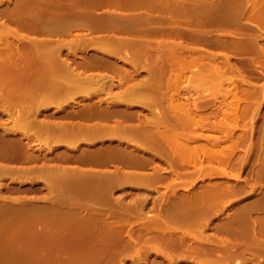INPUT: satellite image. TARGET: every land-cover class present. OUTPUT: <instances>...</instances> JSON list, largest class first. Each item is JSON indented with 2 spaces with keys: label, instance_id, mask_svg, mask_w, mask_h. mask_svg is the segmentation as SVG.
<instances>
[{
  "label": "rangeland",
  "instance_id": "374dc122",
  "mask_svg": "<svg viewBox=\"0 0 264 264\" xmlns=\"http://www.w3.org/2000/svg\"><path fill=\"white\" fill-rule=\"evenodd\" d=\"M13 5H15V0H0V33H1L0 35H3V36H1V39L2 38L3 39L0 40L2 42V43L0 42V44H1L0 46L1 47L3 46V48L6 45V44L2 45L3 43H7V42L12 43L13 42L15 44L16 43L21 44L24 41L27 42V41L31 40V37L23 35L21 33H18L17 28H16V24L14 22L15 20L12 21L9 19L10 17L8 14V8L10 6H13ZM257 14H258V16H255ZM258 17H259V19L261 17L262 20L260 19L261 21H259L257 19ZM225 18L226 19L230 18L233 21H230V23L228 24L230 19L229 20L227 19L228 22L225 20L227 23H224L225 22L224 21V22H222V24H220L221 22L219 23V20L223 21ZM202 20L208 21V22L206 23ZM210 22H211V24H210ZM200 30H201V34H203V35L200 34V37L202 36L200 38V40L202 41V38L204 37V34H205L206 37H204V40H206V41L203 40L202 42L200 41L199 43H196L194 45L186 43L185 50L183 51L184 60H186V62L188 64H189V62H191V60H189V58L192 59L193 62L196 60L195 64L194 65L191 64V67L188 66L189 68L187 67V69L185 68L186 67L185 66L184 68L186 70H184V68H183L184 65L179 66V68L174 67L176 70L173 67H172L173 69H171V67H170L168 70V74H169L170 78H173L172 79L173 81L168 83V87H167L168 88V97H167L166 103L163 105H160V104L156 105V104H152L147 99L137 100L134 104V105H136V107H138V113H137L136 117L138 116V118L140 117V119L141 118L145 119L142 122L146 125H144L143 123L142 124L144 126L148 127L153 132H156L159 134L160 131L163 130V128L159 129V128H161V126L169 127L167 129H165V128L164 129H165V131L166 130L168 131V129L170 131L171 127L169 124L171 122H169V120H172V117H170V116L174 115V113L176 111H177V113L180 111V108H179V110L176 109V111H174V109L178 107L177 106L178 103H180L182 101V103H180V105L187 104V106L190 105V108L192 107L193 104L199 103V106L197 105L198 107L201 106L199 112L201 111V109H203L202 110L203 112L201 111L202 114L201 113H198V114H200V116H201L205 112H207L204 114L203 117L204 118L207 117L206 118V120L208 119L207 122L209 121V118L211 120H213V121H211V123L208 122L210 124H212V122H213V125L210 126V124H209V126H207L208 123L205 122L206 126L205 125L202 126V128L205 127L204 129H202V130L200 129V131H199L198 129L201 127L197 128V129L195 128L198 132H196L195 129L193 132H196L198 134L193 135V133L191 132L192 136H193V138H195L196 136L199 138H196L193 140L191 139V141H189V139L191 138L190 137L191 133L187 132V131H189V130L192 131L193 129H187V131L182 132L183 128L179 127V125L181 126V123L179 125L176 123L177 121L179 123L180 120L178 119V117L175 118L176 115L177 116L180 115V112H179V114L176 113L174 115L175 117L173 116L172 123L175 122L174 124H176V125L171 124L174 126H172L173 129L171 128L172 130L170 132L173 133L174 130H176V126L178 125V127L182 128V130L181 129H180L181 131L176 130V131H178V133L175 131L176 132L175 134L176 135L179 134V131L182 132L183 135L185 133V135H184L185 137H187L189 134L190 135L189 138H185V139H187L190 142V144L193 148L196 147L197 145L200 146L201 144H203V142H204V145L205 144L207 145V141H206L207 139H205V136H206V138H209L210 140L212 137H215V136L219 137L218 140H220V139L222 140V138L226 136L225 140L223 138L224 141H221V140L215 141V138L214 139L212 138L213 141L218 142L219 145L218 144L215 145V146H218V147H216L218 150L221 147H225V145L221 146V144H224V142L226 144V141L228 143V139H230L227 137V132H226V134H224L222 132V130H219L218 128H216V126L218 125V122H216V121L218 119L219 120L221 119V121L224 120V118L222 116L224 114H221V113H223V111L222 112H220V111L223 110L222 108H224V107L227 108L228 107L227 104L229 103V102L225 101V100H227V97L229 95L225 96L223 94V93H225L224 92L225 89L228 92V89H227L228 87H225V89H224V86L231 85L232 86L231 88L233 90V87H236L235 84L236 85L239 84V91L240 92L238 90L237 91H238V95L240 96V98L242 97L241 101H240V106L243 110H245V112H244L245 116L243 117L242 113H241V117L239 118L240 122L236 123V124H239L240 126L238 125V129L236 128L237 131L235 129L234 132L232 133L233 135H235L232 137V139L235 137V141H236V136L238 134H240V135H238V137H240V136H242V137L237 138L240 140V141L237 140L239 142L238 145L234 146V148L231 149L234 151H233V153H229V154H233V155H228V156H230V158L232 157L231 159L228 158V161L230 160V162H227V159H226V161L224 160V162L228 163V164L225 163L226 165L224 164L225 167L227 166V168H225V167L222 168L223 165L221 166L220 163L217 164L218 166L215 165L216 163L221 162L220 160L219 161L215 160L216 161V163H215L214 160H211V158L208 157L209 161H207L206 158H207V155H209V154H207V150L205 151V149H208V148H205V146L203 148H204V151L206 153L204 151H203V153L205 154L206 157L204 156V154H202L201 156L197 155V154L202 153V151L200 152L201 149H199L201 146L199 148H197L198 146L196 147L198 149L199 153H197L196 152L197 149L195 150V148H194V152H191L190 154L192 156L195 153H197V154H195V157H197V158L200 157L198 159L199 160L201 159V162L203 161L202 163H200V162H198V163H200L202 165L204 163L203 166L204 167L208 166L207 168L209 171H205L203 169V170H200V172L201 171H204V172H201L202 174H200L199 172H196V170L198 171L197 168H199V167H196V168L193 167L194 163L189 161L190 164H188V165H191V163H193L191 166H188L190 168L193 167L192 171L194 169V172H191L190 168L187 167V163L186 164L183 163L184 167L183 166H181V167H183L184 170L187 171L186 174L189 173L188 176H190L192 174L190 177L183 176L182 174L183 173L185 174V172L182 173L181 168L178 165V169H180V171H181V173H180L178 171V169L176 168L177 164H175V166H174L175 169H177V170H175L173 167L172 168L174 170L173 169L171 170L170 167L174 165L173 164L174 161L179 157L178 154H177L178 157H176V156L172 157L174 159H171L173 161L172 165H171V163H169V161L167 159H165L169 156L167 153H165L166 156H165V158H163L166 162H168V163H165L163 159H160L161 156L163 157L164 154L159 156L157 153V150L159 148H156L154 151V150H152L154 148H151V150H150V148L147 149L142 145L141 146L139 145V146L143 149V151L147 155L151 156V160H152L150 166L148 168H146V170L143 172H135L132 170H128V169L121 167L120 165H112L110 167H104L103 168V167H98L96 165L91 164L86 168V171H85V173L87 175V181H86V183H84V201H81L80 195H74L72 197V199L70 200L69 196H67L65 198L64 196H62L61 193L58 192L57 193V203H56L55 209L51 210L50 212H48V211L46 212V218H47V214H50L51 222L53 220L56 222L55 228L53 226H51V228H49L48 226H45L44 221H42V219H41V224L35 228L36 232L39 235L34 237V239H35L34 241L16 242V241H8L7 240L9 238L7 236L8 230H9L7 227H4L3 229H1V227H0V234H2V233L6 234V236L4 237L6 240L0 241V264H168V263L171 264L172 261L175 262V264H190L191 263L190 261L192 258H194L195 261H197V260L201 261V260L205 259V256L201 257V258H197L198 256H196L194 253H193L194 255L192 253H190V254H192L191 259L189 257V253H187L188 254V259H187V254H185L186 255L185 256V255H183V253L182 254L180 253L181 251H178L179 252L178 253L177 250L174 248H172V249L176 250V251H173L171 248H170V250H168L169 253L171 254L170 258L172 259V261H170L167 257L162 256L161 255L162 251H163L162 244L165 247L166 240H169L168 237L171 235V234H169L170 232L171 233L175 232V234H179V236L176 235L178 238L179 237L181 239L185 238V241H187V242L189 241V243H191V244L197 243V238L199 236H201L200 233L202 234V238H210V240L206 239L207 241H209L208 244L206 243V245L209 246L210 241H211L213 248L216 247V250L214 249V251L212 252V254L213 253L214 254L207 256V258H210L211 260H213V262L211 261L212 263H210V264H264V229H263V227H264L263 226V224H264V204L263 203L264 202L262 203V200H261V199L264 200V89H263L264 87H262V85L264 86V55H262V53H260V52H264V49H263L264 46L261 45V44L264 45V0H211V2H209L208 0L202 1L201 28H200ZM209 37H212V38H210L211 40L214 38V40H216L217 43H220V40H225L222 43H227L226 44L227 46L225 45V46L221 47L220 45H223L222 43L220 45H218L215 41L212 40L214 42L213 43L212 41L208 40ZM248 38H249V40L247 41L246 39H248ZM218 39H220V40H218ZM242 39H245L244 44L240 43V41H242ZM252 39L253 40L256 39L255 42L258 41V43H255L254 41L253 42L250 41ZM207 40L211 42V45L213 43V45L212 46L209 45ZM249 41H250V44L255 43V44H258V46L259 45L262 46V47L260 46L262 49L259 47L261 50L258 54L259 55L261 54V56L263 57L262 58L263 61H262V59H261L260 63L258 61L259 65L255 64L256 63L255 61H257L255 59L259 58V55H257L256 53L255 54L257 55L258 58L255 57V59H254L255 63H252L253 57L255 55V54H253L255 50L252 51V49H254L255 48L254 46H256V45H253V44L250 45L249 44L250 47L251 46L254 47L252 49H250V47H249V49H250L249 50L248 48H246V45H245L247 43V47H248ZM243 45H245V46H243ZM210 46H211V51L209 50ZM258 46L256 48H258ZM1 47H0V49H3ZM225 47H226V49H225ZM206 49H208V50L205 54L204 52L206 51ZM224 49L228 53V54L226 53L225 55H227V56L230 55V56H228V57H230V62L228 61V57H226V60L223 59L225 57L224 55H222L223 54L222 51H224ZM203 50H205V51L203 52ZM212 51L213 52L217 51L215 53L220 52V54L222 56H220V54L219 55L213 54ZM24 52H26V53L24 54L23 52H21L25 56H23L24 58L21 57L22 59H21L20 63H17L18 60L16 59L17 61L15 62V64H17L16 66H18L16 69L13 68L14 69L13 71L8 70L9 67H11V64L14 67V62L13 63L10 62L11 64L7 68V73H5L6 70L4 72H2V70H1L0 75L2 73H4V75H6V76L3 75V77H6L7 79L10 78L9 76L13 75L11 77V78L14 77L13 80H15V78H16V80L17 79L19 80V77H20L21 80H19V82L20 81L22 82L23 60H32L34 57V55H32L33 53L32 54L30 53L31 51H24ZM255 52H258V51H255ZM46 53H48V52H46ZM199 53H200V55H199ZM201 53L202 54L204 53L203 56ZM224 53H225V51H224ZM9 54L14 56V57L16 56L15 53H14V55L12 54V51H10ZM71 54H72V52H68V57H71ZM4 55H1L0 57H2V58L6 57V55L5 56ZM205 55H208V56H206L207 58L205 57V59L207 61L204 59ZM199 56L202 57L203 59L199 58ZM261 56H260V58H261ZM47 57H48V54H47ZM208 57L218 58V61L216 59H210L212 61H214V60L217 61V63H215V61L212 62L209 60L212 63L211 65H213V63H215V65L219 64V61H220L219 59H221V63H222V59H223L225 61H228L227 64L225 65L226 67L224 66V68L225 69H228V67H229V69L231 68L230 70H228L229 72L224 69L225 72L227 71L225 73L223 70L220 69L221 66H223V63L225 61H223L222 64L221 63L219 64V67H220L219 72H221V73L224 72V73L219 76L220 78L219 77L218 78L220 81L224 80V82L222 84H225L227 82L226 83L227 85L226 84L223 85V88L221 87L222 84H220L221 90H223V93H222L223 95L220 94L219 92L217 93L218 97L221 98L222 101L225 99L223 101L224 107L222 105H221L222 108H221V106H219V108L221 110L218 108V105L217 106L215 105L216 108L213 105L216 103H218L220 105L222 101L221 100L219 101L218 97H217V99L214 97L212 98L213 94H215L218 91L219 86L217 87L216 83L215 84L212 83L215 81L210 82L212 84V86H211V84L209 83L210 80L208 81L209 78L213 80L212 77H209V78L207 77V76H209L208 74H211V72L213 71L212 69H214L212 74H214V72L216 70L215 68H211V65L208 63V59H209ZM2 58H0V62H1ZM251 58H252V60H251ZM198 59L203 60V62H204V63L202 62L203 64H205V62H207L208 67H206L207 66L206 64L204 66L201 62H200V64H198L199 63V62H197ZM187 60H189V62ZM186 62L184 61L185 64H186ZM196 63H197V65H196ZM229 63H232V65L230 64L228 66ZM198 66H200V67H198ZM203 66L206 69L211 68L210 73L208 72V70H205ZM213 67H215V66H213ZM180 68L182 69V71ZM199 69H201V70H199ZM232 70H234L235 73ZM9 71L11 72V74ZM200 71L201 72L204 71V73H202L203 75H200V73H201ZM231 71L233 74L231 73ZM206 72H208V73H206ZM17 73L19 74V76H17ZM145 73H149V68H147V67L138 68L137 70L134 71V74H137V75L145 74ZM229 73H231V74H229ZM224 74H228V75L224 76ZM198 76L199 77L202 76V78H204L206 76V78L204 80H207V85H205V83H200L201 85H204V88H201L202 86L200 87V85L198 84L197 81H196L197 82L196 85H194L193 82H195L196 77H197L198 81L201 80V77L199 79ZM222 76H224L223 78H226V79L228 78V79L227 80L221 79ZM226 76H228V77H226ZM230 77H233V78H230ZM236 77H237V80H236ZM243 77H245L243 83L244 84L246 83L247 85H245L246 87H242L240 90V86L241 85L244 86V84L239 83L241 81H238V80L240 78L242 79ZM231 79H234L233 81L236 82V83H234V85L232 84L233 81ZM16 80L14 82H16ZM229 80L232 83L229 82ZM245 80H247V82L249 81L251 84L249 85ZM208 83L210 85H208ZM228 83H231V84H228ZM197 85H199V86H197ZM214 85H216V87ZM200 96L203 99L207 96L205 99L207 102L210 103V104H208V107H205L207 105V102L205 101V99L202 100L201 98H199ZM202 96H204V97H202ZM208 96L210 97L211 100H218V101H214L216 103L212 102L211 100L209 101ZM223 96L226 98H223ZM195 98L196 99L199 98L196 101L197 103L192 102L193 99H195ZM187 99H188V101H187ZM200 99L202 102L203 101L204 102L201 103L199 101ZM183 101L184 102L187 101L189 104L187 102L184 103ZM211 103H213V104H211ZM224 103H227V104H224ZM204 104H205V106H203ZM164 106L166 108H169L171 111L174 112V113L172 112V114L170 115L171 111H169V109H168V112H170L168 118L169 117L170 118H169V120L167 118V120H168L167 122H166V118H164L162 116H161L162 117L161 120H164V121H161L158 119L160 114H161V111H163L162 108ZM202 106L205 107V109ZM210 106H211V108H210ZM193 107H194V105H193ZM216 109L220 110V111H217ZM218 112H220V114ZM207 114H210V116ZM211 114H216L217 117L219 115L218 119H217L216 115H215V117H216L215 118L214 115H211ZM21 115H22V109L17 105L15 100H13L9 97L8 92L2 90V87L0 86V139H1L2 135L17 137L18 129H19L18 121H19V118L21 117ZM162 115L164 116L165 114H162ZM165 116H167V115H165ZM242 117H243V119H242ZM140 119H137V120H139L138 121L139 123L142 120V119L141 120ZM214 119L215 120L217 119V120L215 121ZM157 120H158V122H157ZM162 122L163 123L166 122L167 124L164 123L165 125H163ZM157 123H159V125ZM215 123H217V124L215 125ZM17 125H18V127H17ZM113 125H114V123H113ZM105 126H107V125L105 124ZM174 127H175V129H174ZM213 127H215V128H213ZM114 128H115V126L113 127V129ZM192 128H194V127H192ZM165 131H164V133H167V131L166 132ZM236 132H239V133L236 134ZM164 133H161V134L164 135ZM112 134H113V132H111L109 134V136L111 135V138L114 137V134H113V136H112ZM168 134L171 135L170 133H168ZM168 134H165L164 136L167 135L166 137H168ZM243 134H244V136H243ZM198 135H201V136H198ZM109 136H107V135L105 136V137H107V139H105L106 141L105 140L103 141L102 139H104V138H101V140L103 142L99 139H98L99 142L96 139L95 140L97 142H94L95 140H93V141L89 140L90 144L88 143V148L100 146L102 144L104 146H106V145L110 146L111 144L117 145L118 143H121V141L122 142L124 141V140L118 141L119 137L117 136L118 138L117 137H115L114 139L112 138V140H114V142H116V143H114L113 141H111V143H110L111 138L109 139ZM115 136H116V133H115ZM159 136H161V135L159 134ZM172 136H173V134H172ZM179 136H181V134ZM179 136L174 135L175 138L179 137ZM220 136H221V138H220ZM181 137H179V138L183 139V141H184L185 139L183 137L182 138ZM179 138H178V140H179ZM241 138H242V140H241ZM168 139H169V137H168ZM107 140H109V141H107ZM169 140L172 141L173 138H170ZM174 140H175V142H173V143H175V145H177V144L179 145L180 142H182V140L181 141H178L177 139H174ZM176 140H177V143H176ZM210 140H208L210 142V144H208V146L214 144V142H212V140L211 141ZM126 141L128 142L131 140H126ZM126 141H124L125 144H128V146H129V143H130V146L132 148H134L135 145H137L135 141H132L135 143V145L132 142L126 143ZM106 142H108V143H106ZM189 142H188V144H189ZM221 142H223V143H221ZM186 143H184V144H186ZM231 143H233V142H230L229 144H231ZM194 145H196V146H194ZM209 147H212V146H209ZM171 148L169 149V153L171 151H172V153L174 152L173 148L172 149ZM188 149H190V148L188 147ZM210 149L212 151H214L215 150L214 145ZM225 150H227V149H225ZM212 151L210 152V154L212 153ZM227 152H229V151L227 150ZM192 153H194V154H192ZM46 155H49V153H46ZM171 156H172V154H171ZM187 157H188L187 154H186V156L184 155V158L186 160L189 159ZM168 159H170V158H168ZM192 159L190 157V160H192ZM202 159H204V160H202ZM162 161L165 165H163ZM204 161L209 162V163H206ZM213 161L215 164L214 163L211 164ZM222 162H221V164H222ZM166 164L167 165L169 164V165L167 166ZM200 164H199V166H202ZM208 164H210V165H208ZM180 165H182V164H180ZM195 165L198 166V164H195ZM211 165H212V167H211ZM165 166L168 168H165ZM214 166H215L214 169H216L217 167L219 168V166H221V168L226 170V171L220 170L222 172V174H221L219 172V170H217L219 172L218 173L212 169ZM209 167H211V168H209ZM163 168L166 169L165 170L166 172H164ZM187 168H188V170H186ZM169 170H171V171L169 172ZM174 171L177 172V174H176L177 177L174 174ZM101 172H102V174H101ZM171 172H172V174H171ZM120 173L127 174L128 177H126V179L124 178V180L123 179L120 180L121 178L118 176ZM166 173H167V175H164ZM155 174H156V176H155ZM161 174L164 176V178ZM179 174H181L182 177H180L181 175H179ZM169 175L170 176L175 175L174 176L175 178L169 177L170 179H172V181L169 178L165 179V176L168 177ZM101 176L104 178V181H105L104 182L102 180V182H103V184L101 185L102 188H100V185H99L102 183V182L99 183V180H101V178H99V177H101ZM153 176L155 177V179L152 178ZM159 176L162 177L163 179L156 178ZM106 177L111 178V180L114 178L113 179L114 181L112 180V182L111 181L108 182ZM183 177H184V180H182ZM173 178L175 179L174 181H173ZM176 178L178 180H176ZM179 178H181L180 180H182V181H180ZM151 179H153V181H151ZM167 179L170 180V182L172 184L173 183L177 184L180 182V184H177V185H179V187L176 188L177 187L176 184L171 185V183H169L168 181H166L167 183H165V180H167ZM106 181L109 184L107 183V185H106ZM181 182H183V184H181ZM168 183L173 188L177 189L176 193H177V195L182 196L181 197L182 200H184L186 198V196H190V197L193 195L195 196L196 193L204 190V187L208 188L210 183H214V184L210 185V186H212V187H210L212 189L207 190V188H206L205 190H207L208 192L203 191V192H201V194L205 193V192L208 194V193L212 192V190L214 191V189L215 190L220 189L217 187L218 184H219L218 185L219 187H221L223 185L222 187H224V188L225 187L226 188L227 187L233 188L235 191L234 190H229V191H230V193H232L233 191L235 193L234 192H233V194L229 193L230 196H227L228 192L226 193V191H228V190L225 191L226 188L222 189V187H221V189L224 190L223 193H221V195L226 194V196H227V197L225 196L226 198L223 197L221 199V200H223V201H221V203L223 202V208H222L223 210L221 209L222 210V211H220L221 213H218V212L214 213V211L210 212V215L212 214L211 216H213V213H214L213 217H211V216H206L208 218L203 217V220H200V221H202L201 224L204 226H202L200 223H196V224H199V226L195 225V223H194V225H193L194 227L192 225H189L190 226L189 227L188 225H184V226L180 225L177 222H175L174 224L172 223V221L170 224L166 222L168 225H171L170 228H172V229H170V228L167 229V230H169V231L171 230V231L170 232L168 231L165 234V233L161 232V230H162L161 228L164 227V225L167 226V224H165L164 221L162 222L161 219H159L161 222L158 221V217L159 218H160V216H161V218L164 217L163 215L168 208L167 206H169L168 205L169 202L171 204H173L175 202L173 204L174 207L177 206L176 204L179 205V203L181 202L180 201L181 199L179 198L180 196H177V195L175 196L176 193L174 192L175 190L172 189V187H171V189L169 188L170 190L169 189L168 190L169 191L174 190V191H172L171 193L169 191H167V188L170 187V186H168ZM215 183H217V184H215ZM245 183L248 185H246ZM251 183H252V187H251ZM241 184H243L245 187L246 186L247 187L243 188V190L241 189V191H240L239 189L242 186ZM103 185L105 187H103ZM213 185H215V186L213 187ZM2 188H3L2 179L0 178V194H1ZM237 189L240 192H236V191H238ZM191 193L193 195H191ZM219 193H220V191H219ZM169 194H170V196L174 195L176 198L178 197L179 202L176 203L178 201V199L175 200L176 198H174V199H173V197L171 198L169 196ZM181 194H183V195L187 194V195H184L185 198H183V195H181ZM201 194L198 193L197 195L200 196ZM207 194H205L206 197H205V195H202L205 198L201 197V198H204L205 201L207 200L206 198L209 197ZM168 196L175 201L174 202L173 201L168 202V199H169ZM62 199H64V200H62ZM260 200H261L262 204L261 203L253 204V203L258 202V201L260 202ZM200 201L202 202L203 199ZM209 201H210V199H209ZM200 203L198 205H200ZM202 203H206V202L203 201ZM221 203H219V204H221ZM190 205H188V206L190 207ZM220 206H222V205H220ZM170 207H171L170 209L174 208L172 205ZM186 207H187V205L184 208H186ZM247 207H248V209L250 208L249 211L247 210L248 214H246L247 212L245 211V208H247ZM165 208H166V210H165ZM178 208H181V207H178ZM182 208H183V206H182ZM240 209H242V211ZM163 210H165V211H163ZM175 210H177V211H175ZM178 210L179 209L174 208L175 212H179ZM243 211L245 213H243ZM161 213H162V215H161ZM237 213H239V215H242L241 213H243L247 216L242 215L243 217L242 216L238 217L235 215ZM165 216H166V214H165ZM231 216H233V217H231ZM234 216L237 217V220L239 222L237 220H236L237 222L235 221L236 217L234 218ZM155 217H157L155 224H157V225L160 224L159 226L155 225L154 222H153V224L151 223V221L156 219ZM151 218H153V220H151ZM229 218H231V219L234 218L231 220V222H233V220H234V223H230L232 226H230V224H229V221H228V220H230ZM239 218H242L241 221L239 220ZM157 221L160 223L158 224ZM227 222H228V224H227ZM161 223H163L162 224L163 226H161ZM241 224H243L245 227L248 224V227H246V228L243 226V228L246 229L244 232L246 233V231H247L248 236H243L242 230L240 231L242 234L238 231L239 229H242L240 227ZM160 226H161V228H160ZM196 226H198V227H196ZM228 226H230L231 228L227 229ZM234 226H236V228H238V226H239L238 230L234 229L235 228ZM247 228L249 231L247 230ZM177 229H178V231H177ZM165 230H166V227H165L164 231L163 230L162 231L165 232ZM236 231H238L239 233H237ZM185 232L189 233V234H187V237L190 234H195L198 237H196L194 235L195 236V238H194L193 235H190L188 238L189 239L191 238V241L193 238L194 241H192L193 242L192 243L186 237ZM181 233H182V235L184 233L185 236L184 235L182 236ZM245 233H244V235H246ZM138 234L143 235V237L141 235H140V237L138 236V238L141 240H139V239L137 240L138 243H139V241H141L140 243H141L142 248L140 247V243L138 244L139 246L137 245V241H136L137 238H135V237H137L136 235H138ZM162 234L166 235V238H165V235L163 236V238H165L166 240H163V238L161 236ZM167 234H169V236ZM175 234H173V237H176V236H174ZM153 236L154 237L156 236L155 239H153L154 238ZM160 236H161V238H160ZM191 236H193V237H191ZM132 238L133 239L135 238L133 240V242L135 241V244H134V246H132L134 248V250L130 246V245H132L131 244L132 241H130V239L132 240ZM176 239L175 238L172 239V237H171V240L169 242H173L172 240H176ZM158 240L160 242H157ZM161 240H163V241H161ZM177 240H176V242H177ZM221 241L225 242L226 247H229L230 250H232V251L229 252V250H227V252H226V249H225L224 252H226V253H224L222 250H224L223 248L225 247L224 246L225 244L220 243ZM156 242L158 245L160 243H162L160 245L162 247V251L160 248L152 249L153 251H151L152 247L157 246L154 244ZM226 242L229 245H227ZM135 245H137V246H135ZM149 245H150V251L148 249L146 251V252L149 251L148 253H146L144 251L142 252V249L149 248ZM152 245H154V246H152ZM220 245H221V247H220ZM222 245H223V247H222ZM138 247L141 249V251L139 253H138V250L135 251L136 250L135 248H138ZM157 247H159V246H157ZM157 247H155V248H157ZM167 249H168V246L166 248H164L165 251H167ZM159 251H161V254ZM182 252H185V251H182ZM137 254H141V255L138 257ZM194 256H196V257H194ZM199 262L198 261H197V263L194 262V264L195 263L199 264ZM202 263H203V261H202ZM202 263H200V264H202ZM172 264H174V263H172ZM192 264H193V262H192Z\"/></svg>",
  "mask_w": 264,
  "mask_h": 264
},
{
  "label": "crops",
  "instance_id": "0c3cea01",
  "mask_svg": "<svg viewBox=\"0 0 264 264\" xmlns=\"http://www.w3.org/2000/svg\"><path fill=\"white\" fill-rule=\"evenodd\" d=\"M202 1L15 0L8 8L18 33L31 37L19 48L34 55L22 64L23 89L15 100L22 109L17 137L0 139V227L9 229L8 241H34L43 216L44 225L55 228L46 212L55 209L58 192L84 201L89 165H120L135 172L150 166L151 156L146 158L139 145H114L118 151L109 146L113 153L100 146L108 154L95 146L100 152L91 157L96 149L88 148L87 139L110 134L113 121L118 128L113 132L137 127V100L166 103L173 81L169 68L182 64L186 43L200 42ZM144 67L149 73L134 74ZM98 122L108 123L109 130ZM92 129L99 132L95 138L89 137ZM5 236L0 234V241Z\"/></svg>",
  "mask_w": 264,
  "mask_h": 264
},
{
  "label": "bare ground",
  "instance_id": "6f19581e",
  "mask_svg": "<svg viewBox=\"0 0 264 264\" xmlns=\"http://www.w3.org/2000/svg\"><path fill=\"white\" fill-rule=\"evenodd\" d=\"M255 16H258V14L255 15ZM259 16H260V15H259ZM227 19H228V18H227ZM227 19L225 18L223 21H220V20H219V23L221 22L220 24H222V22H224L225 20L227 21ZM229 19H230V18H229ZM229 19H228V20H229ZM257 19H258L259 21L262 20L261 17H260L261 20L259 19V17H258ZM217 20H218V19H217ZM221 20H222V19H221ZM202 21H204V20H202ZM212 21H213V20H212ZM226 21H225L224 23H227V22H228V21H227V22H226ZM230 21H233V20L230 19L229 22H228V24L230 23ZM204 22L207 23L208 21H204ZM217 23H218V22H217ZM224 23H223V24H224ZM210 24H211V22H210ZM226 25H227V24H226ZM0 34H1V33H0ZM201 35H203V34H201ZM1 36H3V35H0V40L3 39V38L1 39ZM201 37H202V36H201ZM201 37H200V38H201ZM204 37H206L205 34H204ZM204 37L202 38V41L204 40ZM210 38H212V37H209L208 40H210V41L213 40V41L216 42V40H214V38H213L212 40H211ZM206 39H207V38H206ZM215 39H216V38H215ZM256 39H257V38H256ZM256 39H254V40L252 39V40H250V41H252V42L254 41V42H255ZM208 40H207L208 44L211 45V42L208 41ZM218 40H220V39H218ZM244 40H245V39H242V41H240V43H241V44H244ZM246 40L248 41L249 38L246 39ZM257 40H258V39H257ZM200 41H201V40H200ZM202 41H201V42H202ZM204 41H206V40H204ZM213 41H212V42H213ZM223 41H225V40H220V43H217V42H216V43H217L218 45H220ZM250 41L248 42V45L250 44ZM0 42H1V41H0ZM218 42H219V41H218ZM1 43H2V42H1ZM213 43H214V42H213ZM213 43H212V45H213ZM255 43H258V41L255 42ZM255 43H251V44H250V45H252V44H253V45H256V46H254L255 48L252 47V46L250 47V45L247 47V43H246L245 45H246V48H248V49H249V47H250V49L254 48V49H252V51L255 50V51H258V52H255V51H254V53H253L252 51H251V52H252L253 54L256 53L257 55H259L258 53H259L260 50L262 49L261 47L264 46V45L261 44L262 46H261V45L258 46V44H255ZM5 44H6V45H5ZM217 44H216V45H217ZM222 44H223V45H220L221 47L225 46L227 43H222ZM259 44H260V43H259ZM0 45H1V44H0ZM2 45H5V46H4V48H3V46H2V47L0 46L1 48H3V49H0V53H1L0 56L5 54L6 57H3V58L0 57V58H2V59H1V62H0V71L2 70V72H4V71L6 70L5 73H7V68H8V66H10L11 63L14 62V67H13V65L11 64V67H12V68L9 67L8 70L13 71V70H14L13 68L16 69V68L18 67V66H16L17 64H15V62L18 60L17 63H20L21 59L23 58V56H25L24 54H25L26 52L22 51V50L19 48V46H18L17 43L15 44V43H13V42H12V43H8V42H7V43H3ZM212 45H211V46H212ZM245 45H243V46H245ZM211 46L209 47V50H210V51H211ZM226 46H227V45H226ZM257 46H258V48L261 46V47H260L261 49H260V48H259V49L256 48ZM217 48H218V47H217ZM225 49H226V47H225ZM225 49H224L225 53H224V51H222V52H223L222 55L225 56L223 59L226 60V57H228V56H230V55H228V56L225 55V54L227 53ZM248 49H247V50H248ZM250 49H249V50H250ZM256 49H257V50H256ZM263 49H264V48H263ZM207 50H208V49H206V51L203 50V52L205 51L204 53L206 54ZM212 50H213V49H212ZM4 51H5L6 53H5ZM10 51H12V54H13V55H14V53H15V55H16L15 57H16V58H15L14 56H12V55L9 54ZM201 51H202V50H201ZM213 51H214V50H213ZM213 51H212V52H213ZM21 52H23L24 54L21 53ZM199 52H200V51H199ZM208 52H209V51H208ZM215 52H217V51H215ZM215 52H213V54H218V55L220 54V52H219V53H215ZM30 53L32 54V52H30ZM204 53H203V54H204ZM209 53H210V52H209ZM260 53H262V55H264V52H260ZM22 54H23V55H22ZM31 54H30V55H31ZM201 54H202V53H201ZM203 54H202V56H203ZM207 54H208V53H207ZM227 54H228V53H227ZM256 54H255L254 57H253V62H252V61H251V62H252V63H255V62H256L255 64L259 65V64H258V61H259V63H260V62H261V59H262L263 57H262L261 54H260V55H259V58H258ZM5 55H4V56H5ZM32 55H33V54H32ZM199 55H200V53H199ZM222 55L220 54V56H222ZM206 56H208V55H205V56H204V59H205ZM260 56H261V58H260ZM21 57H22V58H21ZM31 57H32V56H31ZM211 57H212V56H211ZM211 57H208V58H209V59H208V63H209L210 65L212 64V63L210 62V61H212V60H210V59H216V60L218 61V58H215V57H214V58H211ZM255 57H257L258 59H255ZM199 58H202V57L199 56ZM206 58H207V57H206ZM219 58H220V57H219ZM16 59H17V60H16ZM187 59H188V58H187ZM195 59H196V58H195ZM202 59H203V58H202ZM223 59H222V63H223V61H225V60H223ZM254 59L257 60V61L254 62ZM189 60H191L192 63L189 62ZM189 60H187V61L189 62V64H188V63L186 62V60H184V58H183L182 64H181V62H180L181 65H184L183 68L186 66L185 68L187 69L188 66L191 67V64L194 65L195 62H196V60L193 62L192 59H190V58H189ZM193 60H194V59H193ZM205 60H206V59H205ZM205 60H204V61H205ZM209 60H210V61H209ZM216 60H214L215 63H217ZM219 60H220V61H219V64H220V63H221V59H219ZM251 60H252V58H251ZM184 61L186 62V64L184 63ZM206 61H207V60H206ZM214 61H212V62H214ZM228 61L230 62V57H228ZM228 61H225V62L223 63V66L220 65L221 68L219 67V64H217V65H218V66H217V65H215V63H213V65H211V68H215V69H216L215 72H214V74H212V72L214 71V69H212V70H213V71L211 70V71H212V72H211L212 75H211V74H208L209 76L206 75L208 78H209V77H212V78H213V80L210 79V78H209V79L207 78L208 81L210 80L209 83L212 82V81H215V82H212V83H214V84L216 83L217 87L219 86L218 91H217L215 94H213L212 98L214 97V98L217 99V97H218V94H217V93H218V92H219L220 94L223 93V90H221V87L223 88V85H225L227 82H226L225 84H222V83L224 82V80H223V81H220V80H219V78H220L219 76H220L221 74H223V73L225 72V70L228 71V70L231 69V68L229 69V67H228V69H225V68H224V66L227 64ZM262 61H263V59H262ZM10 62H11V63H10ZM197 62H199L198 64H200V62L202 63L203 60H199V59H198ZM203 63H204V62H203ZM203 63H202V64H203ZM222 63H221V64H222ZM205 64L207 65V62H205ZM205 64H203V65L205 66ZM230 64L232 65V63H229L228 66H229ZM18 65H19V64H18ZM181 65H177L178 67H177V66H176V67L179 68V66H181ZM196 65H197V63H196ZM15 66H16V67H15ZM201 66H202V65H201ZM204 66H203V67H204ZM213 66H215V67H213ZM198 67H200V66H198ZM206 67H208V65H207ZM225 67H226V66H225ZM232 67H233V66H232ZM10 68H11L12 70H11ZM173 68H174V67H173ZM173 68L171 67V69H173ZM185 68H184V70H186ZM188 68H189V67H188ZM201 68H202V67H201ZM211 68H210V69H211ZM219 68H220L221 70H223L224 72H222V73L219 72ZM222 68H223V69H222ZM233 68H234V67H233ZM174 69H175V68H174ZM180 69H181V68H180ZM180 69H179V70H180ZM202 69H203V68H202ZM204 69H205V70H208V72L210 73V69H209V68L206 69V68L204 67ZM224 69H225V70H224ZM175 70H176V69H175ZM177 70H178V69H177ZM199 70H201V69H199ZM205 70H204V71H205ZM10 71H9V72H10ZM181 71H182V69H181ZM204 71H202V72L200 71V72H201L200 75H203L202 73H204ZM227 71H226V72H227ZM232 71H234V70H232ZM232 71H231V73H232ZM2 72H1V73H2ZM184 72H185V71H184ZM208 72H206V73H208ZM226 72H225V73H226ZM228 72H229V71H228ZM231 73H229V74H231ZM234 73H235V71H234ZM10 74H11V72H10ZM232 74H233V73H232ZM3 75H4V73H2V74L0 75V86L2 87V90L8 92V94H9V96H10L11 99H13V100H17V98H19V96H18L19 94H18V93L20 92L21 89H23V87H22V86H23V85H22V82H21V81L19 82V80H21L20 77H19V80L17 79L18 81H17L16 78H15L16 82H14V81H15V80H13L14 77L11 78L13 75L9 76L11 79H10L9 77H8L9 79H7L6 77H3ZM7 75H8V74H7ZM225 75H228V74H224V76H225ZM4 76H6V75H4ZM17 76H19L18 73H17ZM206 76H205V77L203 76L204 78H202V76H200V77H201V80H199V81L197 80V77H196L195 82H193L194 85H196V83L198 82V84L200 85V87L202 86L201 88H204V85H201L200 83H205V85H207V80H204V79L206 78ZM224 76H222L221 79H225V80H227L228 78H227V79H226V78H223ZM198 77H199V76H198ZM200 77H199V79H200ZM218 77H219V78H218ZM226 77H228V76H226ZM241 77H242V76H241ZM17 78H18V77H17ZM230 78H233V77H230ZM202 79H203V80H202ZM238 79H239V78H238ZM242 79H243V80H242ZM242 79L240 78V79L238 80V81H241V82H239V83H243L245 77H243ZM231 80L233 81L234 79H231ZM236 80H237V77H236ZM196 81H197V82H196ZM205 81H206V82H205ZM245 81L247 82V80H245ZM175 82H176V81H175ZM229 82H231V81L229 80ZM209 83H208V85L211 84V83H210V84H209ZM231 83H232V82H231ZM231 83H228V84H231ZM234 83H236V82L233 81L232 84L234 85ZM247 83H248L249 85L251 84L249 81H248ZM220 84H222L221 87H220ZM237 84H238V83H237ZM243 84H244V83H243ZM199 85H197V86H199ZM216 85H214V86L216 87ZM226 85H227V84H226ZM245 85H247V84L245 83L244 86L241 85V86H240V90H241L242 87H246ZM249 85H248V86H249ZM211 86H212V84H211ZM229 86H230V87H229ZM229 86H228V85H227V86H224V89H225V87H228V88H227V89H228V92H227L226 89H225V90H224L225 93H223L225 96H228V95H229V96H228L229 98L227 97V100L224 99L226 102H229L228 104H227V103H224V104H227V105H228L227 108L223 106V101H224V100L222 101L221 98L218 97V98H219V101H220V100L222 101L221 104L219 105L218 103L214 102V101H218V100H211L210 97L208 96V97H209V101L211 100L212 102L216 103V104L211 103V104L214 105V107H215V105H216V106L218 105V108H219V106H221V105L224 107V108H222V106H221V108H222L223 110H221V109L219 108L221 111L216 109L217 111H220V112L223 111V113H221V114H224V115H222L223 118H224V120H222V121H221V119L219 120V119H218L219 115H218V117H217L216 114H211V115H214V117H215V115H216V117H217V119H218V120L216 119L217 121L214 119L216 122H218V125H217L218 127L216 126V128H218L219 130H222V132H223L224 134H226V132H227V137L230 138V139L227 138V139H228V143H227V141H226V144H225V142H224V144H221V146H224V145H225V147H221L220 149L217 150L216 147H218V146H215V145H217L218 142H215V141H220L221 139L218 140L219 137H218V136H217V137L215 136V137H212L213 139L215 138V141H213L212 138L210 137L211 140H212V142H214L213 145H214V148H215V150L212 151L210 148H212L213 145H209V146H212V147H209V146H208V144H210V142H209L208 140H210V139H209V138H206V136H205V139H207V140H206V141H207V145H206V144L204 145V142H203V144H201V145L199 144L201 147L198 146V145H197L198 147H197L196 145H194V146H196L197 148L200 147V148H199V149H201L200 152L202 151V153L197 154V153H199V151H198V149H197L196 147H194L195 150L197 149V150H196L197 153H195V154H197L198 156H201L202 154H204V153H203V151H204V148H203V147H204V146H205V148H208L209 150H208V149H205V151L207 150V154H209V155H207V158L209 157V158H211V160H214V161H215V160H218V161L220 160L221 162L223 161L222 164H221V162H218V161H217L218 163H216V161H215L216 164L214 163V161H213L211 164L214 163L216 166H218L217 164L220 163L221 166L223 165L222 168L225 167V165H226L225 163L230 162V160L228 161V158H230V156H228V155H233V154H229V153H233L234 150H231V149H233L234 146H237V145H238L239 142H238L237 140H239V139H237V138L242 137V136L238 137V135H240V134H238V135L236 136V141H235V137L232 139V137L235 136V135H233L232 133L234 132V130H235L236 128L238 129V125H239V124H236V123L240 122L239 118L241 117V113H242V116H243V117L245 116V115H244L245 110H243V109L241 108V106H240V101H241V98H242V97L240 98V96L238 95L239 84H238V85L235 84V86H236L237 88H236V87H233V90H232V88H231L232 86H231V85H229ZM21 87H22V88H21ZM200 87H199V88H200ZM205 87H206V86H205ZM215 87H214V88H215ZM262 87H264V86L262 85ZM262 87H261V88H262ZM7 88H8V89H7ZM201 88H200V89H201ZM230 88H231V89H230ZM216 89H217V88H216ZM235 89H236V90H235ZM243 89H244V88H243ZM263 89H264V88H263ZM214 90H215V89H214ZM220 90H221V91H220ZM237 90H238V91H237ZM21 92H22V91H21ZM212 92H213V91H212ZM214 92H215V91H214ZM239 92H240V91H239ZM223 94H222V95H223ZM241 95H242V94H241ZM202 97H204V96H202ZM206 97H207V96H206ZM206 97H205V98H206ZM142 98H144V97H142ZM199 98H201V96H200ZM199 98H197V99L195 98L196 100L193 99L192 102H193V103L196 102ZM205 98H204V99H205ZM223 98H226V97L223 96ZM201 99L204 100L203 98H201ZM201 99H200L199 101H200L201 103H203L204 101L202 102ZM229 99H230V100H229ZM147 100H148V101H151V100H154V99H147ZM194 100H195V101H194ZM228 100H229V101H228ZM135 101H136V100H135ZM187 101H188V99H187ZM187 101H185V102L183 101V102L186 103ZM205 101H206V99H205ZM151 102H152V101H151ZM189 102H190V101H189ZM206 102H207V101H206ZM153 103H155V101H154ZM180 103H182V101H181ZM180 103H178V105H177L178 107L176 106L177 108L174 109V111H176V109L179 110V108H180V111H179V112H180V115H178V116L176 115V117H175L174 115L177 113V111L174 113L173 111H171V110L168 108L169 111H171V113H170V112L166 113V112H164V111H163V113H162V111H161V114H160V116H159L158 119L161 120L162 117H164V118H166V122H167V121L169 120L170 117H172V120H173V116H174L175 118L178 117V119H179L180 121H179V123H178V121H177L176 123H177L178 125L181 123V126L179 125V127H182V128H183V131H182V132L187 131V129H193L192 131H190V130L187 131V132H190V133L192 132L193 135L198 134V133H196V132H198V131L196 130L197 128L201 127V128L198 129L199 131H200V129L202 130V129L205 128V127L202 128V126L205 125V122H206V123H208V122L211 123V121H213V120H211L210 118H209V121H208V122H207L208 119L206 120V118H207L206 116H207V115L210 116V114H207V115L205 116L206 118L203 117L204 114L207 113V112H205L203 115H201L202 117L200 116V114H198V113H201V111L203 110V109H201V111L199 112L200 107H201V106L198 107V106H199V103H198V104H193V103H192V104L194 105V107H193V105L191 104L193 108H192V107L190 108V105L187 106V104H182V105H180ZM187 103H188V102H187ZM196 103H197V102H196ZM188 104H189V103H188ZM208 104H210V103L207 102V105L205 106V104H204L203 106L208 107ZM183 105H184V106H183ZM197 105H198V106H197ZM227 105H226V106H227ZM203 106H202V107H203ZM205 107H203V108L205 109ZM181 108H182V109H181ZM210 108H211V106H210ZM215 108H216V107H215ZM171 109H172V108H171ZM206 109H207V108H206ZM208 109H209V108H208ZM225 109H226V110H225ZM172 112L174 113V115H172V116H170V117L168 118L169 113H170V115H171ZM179 112H178L177 114H179ZM202 112H203V111H202ZM220 112H218V113L220 114ZM162 114H165V115H167V116H165V115L163 116ZM201 114H202V113H201ZM101 116H104L103 113H102ZM128 116H129V114H128ZM132 116H133V115H131V117H130V116H129V117L132 118ZM161 116H162V117H161ZM209 116H208V117H209ZM104 117H106V114H105ZM123 117H124V116H123ZM123 117H122V118H123ZM216 117H215V118H216ZM243 117H242V119H243ZM167 118H168V120H167ZM175 118H174V119H175ZM137 119H140V117L138 118V116H137V117H136V120H137ZM141 119H142V120H141ZM141 119H140V120H141L140 123H138L139 120L136 121L137 124H138L137 127H136V126L134 127L133 124H132L133 127H134L133 129H131L132 127L130 128V126H132V125H130V126L127 127V129H129L128 131H129L130 133H128L127 129H125V128H126V124L124 123V124H125V125H124L125 128H124V127L122 126L123 122L119 121V125H120V122H121L122 124H121L120 126H122V128L125 129V131H124L125 133H123L121 130H118L117 132L121 131L122 133H121V132H120V133H121V135L124 134V137H125L126 135L130 134V137L132 138V140L139 141L140 143H142L143 141H146L147 146L150 147V150H151V148H154V149H152V150L155 151L156 148H159V149L157 150L158 155L161 156V155L164 154L163 157L161 156L160 159L165 158V156H166L165 153H167L169 156H168L167 158H165V159H167V160L169 161V163H171V165H172V162H173L171 159H174V158H172L173 156L178 157V156H177V154H178L179 157H180V156L182 155L180 158L178 157V158L176 159L177 161H176V160L174 161V163H173L174 165H173V166H171V167L169 166V167L171 168V170H172L173 168L175 169L174 166H175V164H177L176 168L178 169V165H179L180 168H181L182 173L185 172V174H184V173L182 174V175L185 176V177L188 176L189 173L186 174L187 171L184 170V168H183V167H184V164H183V163H185V164L187 163V167H188V166H191V165L194 163L193 167H195V168H196V167H199V168H197L198 171H197L196 169H195V170H196V172H199L200 174H202L201 172H204V171H201V172H200V170H203V169H204L205 171H209L208 168H207L208 166H207V167H206V166L204 167V166H203L204 163H203V165L200 164V163L203 162V161L201 162V159H200V160L198 159V158H200V157H198V158L195 157V154H194V153H192V154H194V155H192V156H191V154H190L191 152H194V148L191 146V144H190L189 141H191V139L193 140V139H196V138H199V137H197V136L195 137V136H194L195 138H193L192 133L190 134L191 136L187 133L188 136L185 137V136H184L185 133H184V135H183L182 132H180V131L182 130V128H179L178 125H177V126H176V130H180V129H181V130L179 131V134H177L178 136L181 134V136L183 135L182 137H183L184 139H185V138H189V136H190L191 138L189 139V141H188L187 139H185V140L183 141V139H180V138H179V137H181V136L175 138L174 135L177 136L175 133H176V132L178 133V131L174 130V132L172 131L173 133L170 132V131L173 129L172 126L176 125V124H174L175 122L172 123V120H169V122H171L169 125H170V127H171L172 129L170 128V131H169V129H168V131L166 130L167 133H164V131H165V129H167V128H169V127H165V126H164V127L161 126V128L158 127L159 129H162V128H163V130H161L160 133H159L161 136H159L158 133L153 132V131L150 130L148 127L144 126V125H146V124H144L142 121L145 120V119H143V118H141ZM178 119H177V120H178ZM212 119H213V118H212ZM175 120H176V119H175ZM175 120H174V121H175ZM238 120H239V121H238ZM161 121H164V120H161ZM116 122H117V121H115V122L113 121L114 125L111 124L110 126L113 128V127L116 125V124H115ZM157 122H158V120H157ZM159 122H160V121H159ZM166 122H164V123H166ZM169 122H168V123H169ZM99 123H101V125L103 126V128H104L105 130H109V129H106V127L109 125L108 123L103 122V123H104V125H103L102 122H98L97 124L99 125V127L101 126ZM142 123H143L144 125H143ZM162 123H163V122H162ZM164 123H163V125H165ZM210 123H208L207 126H209ZM105 124H106L107 126H105ZM117 124H118V123H117ZM157 124L159 125V123H157ZM160 124H161V123H160ZM166 124H167V123H166ZM171 124H174V125H171ZM216 124H217V123H215V125H216ZM18 125H21V124L18 123ZM18 125H17V127H18ZM98 125H97V126H98ZM119 125H118V127H119ZM127 125H129V124H127ZM135 125H136V123H135ZM158 125H157V126H158ZM169 125H168V126H169ZM211 125H213V122H212V124H210V126H211ZM91 126H92V125H91ZM91 126H90V127H91ZM95 126H96V125H95ZM95 126L93 125L91 128H94V129L97 128V126H96V127H95ZM104 126H105V127H104ZM205 126H206V125H205ZM239 126H240V125H239ZM87 127H88V126H87ZM90 127H89V128H90ZM99 127H98L97 129H95V130H97V131L100 130ZM111 127H109V128H111ZM177 127H178L179 129H178ZM192 127H194V128H192ZM89 128H88V129H89ZM91 128H90V129H91ZM112 128H111V131L109 130L107 133H111V132H113V131H112ZM115 128H117V126H115ZM115 128H114V129H115ZM122 128L119 127V129H122ZM164 128H165V129H164ZM195 128H196V129H195ZM213 128H215V127H213ZM104 129H102V127H101V130L103 131V132H102L103 134H104ZM114 129H113V130H114ZM117 129H118V128H117ZM117 129H116V130H117ZM124 129H123V130H124ZM130 129H131V130H130ZM174 129H175V127H174ZM194 129L196 130V132H193ZM237 129H236V131H237ZM92 130H93V129H92ZM92 130H90V131L92 132ZM95 130H93V132L89 134V135H90L89 137L92 136L91 134L94 135V136H92L93 138H95V136H96L97 134L99 135V132L97 133ZM88 131H89V130H88ZM94 131H95L96 133H95ZM126 131H127L128 134L126 133ZM162 131H163V132H162ZM166 131H165V132H166ZM175 131H176V132H175ZM105 132H106V131H105ZM117 132H113V134H114V137H112L113 139H114L115 137H117V136H115V133L117 134ZM87 133H88V132H87ZM94 133H95V134H94ZM100 133H101V132H100ZM102 133H101V134H102ZM120 133H118V134L120 135ZM161 133H164V135L170 133L171 135L168 134V137H169V139H170V138H173V140H172V141L169 140L168 137H166L167 135L164 136V135L161 134ZM194 133H195V134H194ZM237 133H239V132H236V134H237ZM103 134H102V135H103ZM113 134H112V136H113ZM125 134H126V135H125ZM172 134H173V136H172ZM98 135H97V136H98ZM119 135H118V136H119ZM241 135H242V134H241ZM245 135H246V134H245ZM107 136H109V134H108ZM198 136H201V135H198ZM243 136H244V134H243ZM99 137H100V139H99L98 137H97V138H98L99 140H101V136H99ZM124 137H123L122 139H124ZM130 137L127 136L125 139L128 138V140H130V139H131ZM182 137H181V138H182ZM207 137H208V136H207ZM93 138H92V139H93ZM102 138H104V139H102L103 141H104L105 139H107V137H105V136L102 137ZM110 138H111V135L109 136V139H110ZM112 138H111V140H110V143H111V141L114 142V140H112ZM117 138H118V137H117ZM178 138H179V140H178ZM220 138H221V136H220ZM223 138H224V140H225L226 136L223 137ZM223 138H222L221 141H224ZM98 139H97V141H98ZM122 139H119V138H118V141H121ZM165 139H166V140H165ZM174 139H177L178 141H181V140H182V142H180L179 145H178V144L175 145V143H173V142H175ZM227 139H226V140H227ZM87 140H88V143L90 144L89 140H91V139H87ZM87 140H86V141H87ZM93 140H95V139H93ZM93 140H92V141H93ZM102 140H101V141H102ZM115 140H116V139H115ZM132 140H131V141H128V142H127L126 140H125V141H126V143H129V142H132ZM159 140L162 141V144L159 143ZM177 140H176V143H177ZM186 140H187V141H186ZM211 140H210V141H211ZM241 140H242V138H241ZM97 141L95 140L94 142H97ZM101 141H100V142H101ZM103 141H102V142H103ZM105 141H106V140H105ZM107 141H109V140H107ZM116 141H117V140H116ZM161 141H160V142H161ZM239 141H240V140H239ZM98 142H99V141H98ZM123 142H124V141H123ZM123 142L121 141V144H123ZM186 142H187V143H186ZM188 142H189V144H188ZM230 142H233V143L229 144ZM104 143H105V142H104ZM106 143H108V142H106ZM114 143H116V142H114ZM124 143H125V142H124ZM132 143H134V142H132ZM132 143H131V144H132ZM140 143L137 142V145H140V146H141V145L144 144V142H143L142 144H140ZM146 143L144 144L145 148L147 147V146H146ZM181 143H182V144H181ZM184 143H186V144H184ZM205 143H206V142H205ZM215 143H216V144H215ZM221 143H223V142H221ZM94 144H95V143H94ZM94 144H93V145H94ZM97 144H98V143H97ZM118 144H120V143H118ZM148 144L151 145V146H149ZM187 144H188L189 146H188ZM91 145H92V144H91ZM102 145H103V144H102ZM102 145H100V146H102ZM105 145H106V144H105ZM109 145H110V144H109ZM113 145H114V144H111L110 146H113ZM125 145H126V144H125ZM134 145H135V143H134ZM174 145H175V146H174ZM218 145H219V144H218ZM100 146H98V147H99V148H102V147L104 148V145H103L102 147H100ZM106 146H107V147H106ZM106 146H105V147L108 148V149H107V152L110 153V152H111V151H110V148H111V147H109L108 145H106ZM120 146H121V145H120ZM129 147H130V143H129ZM136 147H137V146L135 145V148H136ZM171 147H172L173 150H174L173 153H174V154L176 153V154L174 155V154L172 153V151H171L170 153L172 154V156H171V154L169 153V149H170ZM174 147H175V148H174ZM188 147H189L190 149H188ZM103 148L101 149V154L104 153V152L106 151V148H105V150H104V152H103V151H102ZM113 148H114V146H113ZM113 148H111L112 153H113ZM140 148H141V147H139L138 149L140 150ZM172 148H171V149H172ZM192 148H193V149H192ZM94 149H96V150H94V151L91 150V154H90V156L92 155L93 157H95V155H93V154H94L95 151H97L98 148L95 147ZM115 149H116V148H114V151H115ZM118 149H120V148H117L116 150L118 151ZM147 149H149V148H147ZM202 149H203V150H202ZM225 149H227L229 152H227V150H225ZM141 150H142V148H141ZM210 150L212 151L211 154H210V152H211ZM159 151H160V152H159ZM205 151H204V152H205ZM99 152H100V151H99ZM99 152L97 151V153H99ZM107 152H105V153H107ZM188 152H189V153H188ZM92 153H93V154H92ZM97 153H96V157H97V155H98ZM159 153H160V154H159ZM205 153H206V152H205ZM101 154H100V155H101ZM107 154H108V153H107ZM107 154H104V155H107ZM186 154L188 155L187 158H189V159H187V160L184 158V155L186 156ZM100 155H99V156H100ZM129 155H130V154H129ZM129 155H128V156H129ZM132 155H133V154L131 153L130 157H131ZM144 155H145V154H144ZM92 156H91V157H92ZM170 156H171V157H170ZM189 156L191 157V159H192V158H193V159L190 160V157H189ZM204 156H205V154H204ZM145 157L147 158V157H149V155H147V156L145 155ZM176 157H175V158H176ZM194 157H195L196 159H195ZM202 157H203V156H202ZM202 157H201V158H202ZM205 157H206V156H205ZM168 158H170V159H168ZM203 158H204V157H203ZM207 158H206V160L209 161V158H208V159H207ZM231 158H232V157H231ZM231 158H230V159H231ZM153 159H154V158H153ZM226 159H227V162H224V160L226 161ZM150 160H151V158H150ZM163 160H164V159H163ZM178 160H179V161H178ZM202 160H204V159H202ZM211 160H210V161H211ZM170 161H171V162H170ZM187 161H188V162H187ZM189 161H190V162H193V163H191V165H188V164H190ZM148 162H149V160H148ZM164 162H165V163H168V162H166L165 160H164ZM198 162H200V163H198ZM204 162H206V161H204ZM162 163H163V161H162ZM206 163H209V162H206ZM180 164H182V165H180ZM195 164H198V166L195 165ZM199 164L202 165V166H199ZM224 164H225V165H224ZM227 164H228V163H227ZM163 165H165V164L163 163ZM166 165H167V164H166ZM168 165H169V164H168ZM168 165H167V166H168ZM208 165H210V164H208ZM181 166H183V167H181ZM221 166H219V168L217 167L218 169H217V168L214 169V168H215V166H214L212 169L215 170L216 172H218L217 170H219V172L222 174L221 171L224 170V169H222ZM172 167H173V168H172ZM193 167H192V168H193ZM211 167H212V165H211ZM211 167H209V168H211ZM165 168H168V167L165 166ZM188 168H190V167H188ZM188 168H187L186 170H188ZM192 168H190V170H191V172H194V169H193V171H192ZM225 168H227V166H226ZM163 169H164V168H163ZM174 169H173V170H174ZM177 169H175V170H177ZM206 169H207V170H206ZM165 170H166V169H164V172H166ZM167 170H168V169H167ZM171 170H169V172H170ZM220 170H221V171H220ZM178 171L181 173L180 169H178ZM224 171H226V170H224ZM172 172H173V171H172ZM172 172H171V174H172ZM191 172H190V173H191ZM219 172H218V173H219ZM101 174H102V172H101ZM174 174L176 175L177 172L174 171ZM194 174H195V173H194ZM125 175H126V174H125ZM128 175H129V174H128ZM161 175H162V174H161ZM161 175H160V176H161ZM164 175H167V173L164 174ZM175 175H174V176H175ZM179 175H181V174H179ZM182 175H181L180 177H182ZM191 175H192V174H191ZM191 175H190V176H191ZM102 176H103V175H102ZM102 176L99 177V178H101V180H99V183L102 182V180L104 181V178H103ZM130 176H131V175H130ZM155 176H156V174H155ZM160 176H159V177H156V178H160V179H163V178H164L163 175H162L163 178L160 177ZM174 176H172V175H171V176L169 175L168 177L165 176V179H166V178H169V177H174ZM190 176H188V177H190ZM126 177H127V175H126ZM176 177H177V175H176ZM178 177H179V176H178ZM102 178H103V179H102ZM112 178H113V177H112ZM118 178H119V177H118ZM118 178H117V179H118ZM152 178L155 179L154 176H153ZM174 178H175V177H174ZM174 178H173V181L175 180ZM106 179L108 180V182H109V181L112 182V180H113L114 178L111 180V178L106 177ZM106 179H105V180H106ZM125 179H126V178H125ZM153 179H151V181H153ZM169 179H170V178H169ZM180 179H181V178H179V180H180ZM120 180H122V179H120ZM123 180H124V179H123ZM170 180L172 181V179H170ZM170 180H168V179L165 180V183H167L166 181H168L169 183H171ZM176 180H178V179L176 178ZM182 180H184V177L182 178ZM182 180H180V181H182ZM113 181H114V180H113ZM104 182H105V181H104ZM108 182L106 181V185H107ZM178 182H179V181H178ZM184 182H185V181H184ZM99 183H98V184H99ZM169 183H168V186H170V187H168V188L166 187V188H167V191H169V190L171 189V187H172L171 185L176 184V183H173V184L171 183V185H170ZM102 184H103V182H102L101 184H99V185H100V188H102V186H101ZM108 184H109V183H108ZM110 184H111V183H110ZM177 184H180V182L177 183ZM177 184H176V186H177L176 188L179 187V185H177ZM181 184H183V182H181ZM211 184H214V183H210L209 186H208V188H207V187H204V190H202L201 192H203V191H207L208 189H212V188H210V187H212V186H210ZM215 184H217V183H215ZM245 184H246V183H245ZM99 185H98V186H99ZM104 185H105V184H104ZM104 185H103V187H105ZM218 185H219V184H218ZM218 185H217V187L220 188V189H218V190L220 191V193H219V191H218L217 189L215 190V189L213 188L214 191L212 190V192H210V193H208V194H207L206 192H205V193H202V194H201V192H198V193L201 194L200 196L197 195L198 193H196L197 196H196V195L194 196V195L191 193V195H193L194 197L191 196V197H192V198H191L190 196H186L187 199H186L185 196H184V195H187V194H184V195L181 194V195H183V198H185L184 200H182V198H181L182 196L177 195V193H176V192H177V189H175V188L172 187V189H174L175 191H174V190H171V191H169V192L171 193L172 191H174V192L176 193L175 196H176V195H177V196H180L179 198L181 199V200H180V201H181V202H180L181 204L179 203V205H178V204H176V205H177L178 207H181V208H178L177 206L174 207V205H173V204L175 203V202H174L175 200L178 199V201H177L176 203L179 202V198H178V197L176 198V197H175L174 195H172V194H171L172 196H170V194H169V196H170L171 198L173 197V199H174V198H176V199L173 200V199H171V198L168 196V198H169V199H168V202H169V201H173V202H174L173 204H171L170 202H169V203H170L174 208L179 209V210H178L179 212H175V211H177V210L174 211V208L170 209V208H171V207H170L171 205L168 203L169 206H167V207H168L167 210H168V209H169V210L167 211L166 208H165L166 211L163 210V211H165V213H164V215H163L164 217H163V218H161V216H160V218L158 217V221H160L159 219H161V221H162V222L164 221L165 224H167V223L170 224L171 221H172L173 224H174L175 222H177V223H179L180 225H183V226H184V225H188V226H189V225H192V226H193L194 223H195V225H198V226H199V224H196V223H200V224H201L202 221H200V220H203V217H204V218H208V217H206V216H211V215H212V214L210 215V212H213V211H214V213H216V212L221 213L220 211L223 210V209H222V208H223V202L221 203V201H223V200H221V199H222L223 197H225L226 194H225V195H223V194L221 195V193H223V191H224V190H222L224 187H222V186H223V185H222V186H221L222 189H221V187H219ZM241 185H242L243 187H242ZM241 185H240L241 188L239 189L240 191H241V189L243 190V188H246V187H247V186L245 187L243 184H241ZM246 185H248V184H246ZM166 186H167V185H166ZM180 186H181V185H180ZM214 186H215V185H213V187H214ZM240 186H239V187H240ZM217 187H216V188H217ZM239 187H238V188H239ZM249 187H250V186H249ZM251 187H252V183H251ZM169 188H170V189H169ZM206 188H207V190H205ZM225 188H226V187H225ZM225 188H224V189H225ZM229 188H230V187H227V188L225 189V191L228 190V191H226V193L228 192V195H227V196H230V194H233V192L235 191L233 188H230V189H229ZM236 188H237V187H236ZM236 188H235V189H236ZM168 189H169V190H168ZM202 189H203V188H202ZM221 190H222V191H221ZM229 190H234V191H233V192L231 191L232 193H230ZM237 190H238V189H237ZM239 190L236 191V192H240ZM209 191H210V190H209ZM174 192H173V193H174ZM207 192H208V191H207ZM167 193H168V192H167ZM229 193H230V194H229ZM234 193H235V192H234ZM205 194H207V195L209 196V197L206 198L208 201H207V200L205 201V199H204V198L206 197ZM202 195H205V197L202 196ZM227 196H226V197H227ZM201 197H204V198H201ZM226 197H225V198H226ZM170 199H171V200H170ZM202 199H203V201L206 202V203H202L203 201H202V202L200 201V200H202ZM209 199H210V201H209ZM261 200H262V203H263L264 200H263V199H261ZM261 200H260V202L258 201V202H255V203H253V204L261 203ZM200 202H201V203H200ZM199 203H200V205H198ZM219 203H221V204H219ZM262 203H261V204H262ZM182 204H183V205H182ZM190 204H191L192 206H191ZM196 204H197V205H196ZM251 204H252V203H251ZM261 204H260V205H261ZM263 204H264V203H263ZM180 205H181V206H180ZM186 205H187V207H186L187 209L184 208ZM188 205H190V207H189ZM195 205H196L197 207H196ZM220 205H222V206H220ZM182 206H183V208H182ZM181 209H182V210H181ZM221 209H222V210H221ZM242 209H243V208H242ZM242 209H240V210L242 211ZM249 209H250V208H249ZM249 209H248V207L245 208V211L247 212L246 214H248ZM240 210H239V211H240ZM243 210H244V209H243ZM247 210H248V211H247ZM241 211H240V212H241ZM240 212H239V213H240ZM162 213H163V212H162ZM162 213H161V215H162ZM214 213H213V216H214ZM239 213H237V214H235V215L238 216V217H239V216H242V215H245V214H243V213H245L244 211H243V213H241L242 215H239ZM165 214H166V216H165ZM217 215H218V214H217ZM213 216H211V217H213ZM236 216H234V218H235ZM245 216H247V215H245ZM41 217H42V216H41ZM231 217H233V216H231ZM242 217H243V216H242ZM155 218H156L155 220H153V218H151V220H153V221H151L152 224H153V222H154V224L156 223L155 221L157 220V217H155ZM234 218H232V219H234ZM229 219H230V220H228V221H229V224H230V223H234V220H233V222H231L232 219H231V218H229ZM241 219H242V218H239L240 221H241ZM236 220H237V217H236L235 221H236ZM42 221H45L44 216L42 217ZM158 221H157V222H158ZM161 221H160V222H161ZM173 221H174V222H173ZM199 221H200V222H199ZM237 221H238V220H237ZM237 221H236V222H237ZM160 222H158V224H159ZM166 222H167V223H166ZM238 222H239V221H238ZM258 223H259V222H258ZM162 224H163V223H161V226H163ZM179 224H178V225H179ZM227 224H228V222H227ZM155 225H157V224H155ZM159 225H160V224H159ZM159 225H157V226H159ZM178 225H177V226H178ZM201 225H202V224H201ZM245 225H246V224H245ZM161 226H160V228H161ZM168 226H169V227H168ZM170 226H171V225H168V224H167V226L164 225V227H162L161 229L164 231L165 227H166V230H167V229L170 228ZM198 226H196V227H198ZM202 226H204V225H202ZM226 226H227V225H226ZM230 226H232V225L230 224ZM230 226H228L227 229H228V228H231ZM243 226H244V225L241 224L240 227H241L242 229H239V230H238L239 226H238V228H236V226H234V227H235L234 229H237L239 232L242 230L243 234H242L241 232H240V233H241L243 236H248V235H247V234H248L247 231H246V233L244 232L246 229H244ZM263 226H264V224H263ZM185 227H186V226H185ZM189 227H190V226H189ZM193 227H194V226H193ZM244 227H245V226H244ZM246 227H248V224H247ZM246 227H245V228H246ZM232 228H233V227H232ZM170 229H172V228H170ZM173 229H174V228H173ZM243 229H244V230H243ZM263 229H264V227H263ZM162 230H161V232H162V233H165V234L169 231V230H167V231L165 230V232H163ZM229 230H230V229H229ZM247 230H248V228H247ZM170 231H171V230H170ZM170 231H169V232H170ZM173 231H174V230H173ZM177 231H178V229H177ZM238 231H236V232L239 233ZM248 231H249V230H248ZM231 232H232V231H231ZM234 232H235V231H234ZM176 233H177V232H176ZM185 233H186V232H185ZM244 233H245L246 235H244ZM142 234H143V233H142ZM165 234H162V235H161L162 238H163V236H164ZM169 234H171L172 236H171V235L169 236ZM169 234H167V235L169 236V237H168L169 240H166V239H165V238H166V235H165V238H163V240H166L165 247L163 246L162 243H160L159 245L157 244V242H160V241H159L160 239H159L156 243H154L155 245H157V246H159V247L152 245V246H154V247L151 246V247H152V248H151V251H153L152 249H158V248H160L161 251H162V247H163V251H164V252L162 251V254H161V251H159L160 254H161L162 256H164V257H167L170 261H172V259L170 258V255H171V254L169 253L168 250H170V248H171V249L174 248V249L177 250V252H178V251H181L180 253H181V254L183 253V255L189 253V257H190V259H191L193 253H194L196 256H198L197 258H201V257H204V256H205V259H204V260H201V261H200V260H197L198 262L200 261L199 264L202 263V261H203L202 264H210V263L213 262V260H211L210 258H207L208 255H211V254H212V252L214 251V249L216 250V247L213 248V246H212V244H211V241H210V245H211L212 247H211L210 245H209V246L206 245V243L208 244V242H209V241H207V240H208V239L210 240V238H202V234H201V233H200L201 236H199V237L196 236L195 234H190V235H193V236L195 235L196 237H198V238H197V243L194 244V243L192 242V241H194L193 238H192V241H191V238H190V239L188 238L190 235L187 237V234H189V233H186V237L188 238V240H190V241L193 243V244H191V243H189V241H188V242L185 241V238H184V239H181L180 237L178 238L176 235L179 236V234H175V232H174V233H171V232H170ZM173 234H175L174 236H176V237H173ZM140 235H141V234L136 235V236H137V237H135V238H137L136 241L139 239L138 236L140 237ZM181 235H182V233H181ZM181 235H180V236H181ZM183 235L185 236L184 233H183ZM183 235H182V236H183ZM141 236L143 237V235H141ZM161 236H160V238H161ZM182 236H181V237H182ZM193 236H191V237H193ZM195 236H194V238H195ZM142 237H141V238H142ZM153 237H154V236H153ZM155 237H156V236H155ZM155 237H154L153 239H155ZM171 237H172V239H174V238L176 239V238H177V239H178V240L176 239L177 242H176V240H172L174 243H173V242H169V241L171 240ZM135 238H134V239H135ZM182 238H183V237H182ZM134 239H133V238H132V240L130 239V241H132V242H131L132 245H130L131 247L134 246V244H135V241L133 242ZM206 239H207V240H206ZM139 240H141V239H139ZM163 240H161V241H163ZM198 240H199L200 242H199ZM130 241H129V242H130ZM140 242H141V241H139V243H140ZM175 242H176V243H175ZM198 242H199V243H198ZM139 243H138V241H137V245H138ZM163 243H164V242H163ZM188 243H189V244H188ZM220 243L225 244V242H223V241H221ZM226 243H227V242H226ZM161 244H162V247L160 246ZM128 245H129V244H128ZM137 245H135V246H137ZM227 245H229V244L227 243ZM138 246H139V245H138ZM167 246H168V249H167V251H165L166 249L164 250V248H166ZM224 246H225V247L223 248L224 250H222V249L220 248L223 252L225 251V249H226V252H227V250H229V252L232 251V250H230L229 247H226V244H225ZM140 247L142 248L141 243H140ZM155 247H157V248H155ZM220 247H221V245H220ZM222 247H223V245H222ZM132 248H133V247H132ZM135 249H136L135 251L138 250V253L141 251V249H140L139 247H138V248H135ZM148 249H149V251H150V245H149V248H147V249H142V252H143V251L146 252ZM133 250H134V248H133ZM172 250H173V249H172ZM176 250H173V251H176ZM135 251H134V252H135ZM149 251H148V252H149ZM182 251H185V252L187 251V252L185 253V252H182ZM148 252H146V253H148ZM154 252H155V251H154ZM157 252H158V251H157ZM157 252H156V253H157ZM226 252H224V253H226ZM168 253H169V254H168ZM178 253H179V252H178ZM190 253H192V254H190ZM194 254H193V255H194ZM213 254H214V253H213ZM213 254H212V255H213ZM137 255H138V257H139L141 254H137ZM137 255H136V256H137ZM190 255H191V256H190ZM185 256H186V255H185ZM185 256H184V257H185ZM196 256H194V257H196ZM187 259H188V254H187ZM190 259H189V260H190ZM192 259H193V260H192ZM192 259H191V261H190V262H191L190 264H192V262H193V264H194V262L197 263V261H195L194 258H192ZM211 261H212V262H211ZM188 262H189V261H188ZM172 263L175 264V262H173V261H172ZM172 263H171V264H172ZM196 263H195V264H196ZM168 264H169V263H168Z\"/></svg>",
  "mask_w": 264,
  "mask_h": 264
}]
</instances>
